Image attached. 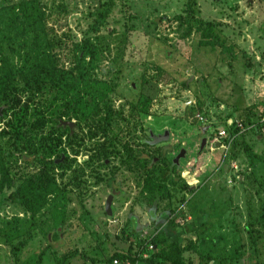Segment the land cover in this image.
I'll return each instance as SVG.
<instances>
[{
  "label": "rangeland",
  "instance_id": "obj_1",
  "mask_svg": "<svg viewBox=\"0 0 264 264\" xmlns=\"http://www.w3.org/2000/svg\"><path fill=\"white\" fill-rule=\"evenodd\" d=\"M1 9L18 24L0 35L12 72L0 86V264H106L162 231L174 241L159 240L158 263L181 253L186 264H264V0ZM31 37L33 53L55 58L41 75L24 67ZM222 130L231 141L216 142ZM40 173L59 193L47 207L13 202Z\"/></svg>",
  "mask_w": 264,
  "mask_h": 264
},
{
  "label": "trees",
  "instance_id": "obj_2",
  "mask_svg": "<svg viewBox=\"0 0 264 264\" xmlns=\"http://www.w3.org/2000/svg\"><path fill=\"white\" fill-rule=\"evenodd\" d=\"M20 14H18L19 19H30V16L28 15V11L26 9H20ZM14 25L16 26L18 24V20H15L12 17L11 12H9L7 9H1L0 10V35H1V27L2 25ZM13 30H18L16 27L12 28ZM17 31L15 32V37L11 38L12 40H16ZM32 39V40H31ZM30 43H26L29 45V51L30 54L26 55V61L24 64V67L29 68L30 70L38 69V74H43V71H48L49 69H52V67L55 66V58L54 56H50L48 54H43V52L33 53L32 47L36 48L37 43V37H31ZM40 40V39H38ZM223 52H231V49L227 46H221ZM8 55L5 52V49L2 45V39H0V86H4L6 82L11 78L12 72L10 70V63L8 62ZM9 68V69H8ZM16 68V67H15ZM11 80V79H10ZM34 90V88H32ZM35 91V90H34ZM150 100L146 97H142L141 99V108L140 111L143 114L149 113L150 109ZM248 119H246L247 121ZM61 126H63L60 123ZM64 127V126H63ZM214 134V133H213ZM232 135V134H230ZM153 159H149V163L152 162ZM0 162H1V156H0ZM155 162V160H154ZM37 185L30 179L27 180L26 183L22 184L18 188V194H11V198L13 202L18 203L22 206H31L34 201V206L36 211H40L47 207V205L50 202V196L55 195L57 196L59 193L57 191L56 183L51 179V177L46 173H40L37 179ZM261 226H264V201L261 203L258 213V221ZM255 225L252 223L247 225V230L250 232L251 236H254L256 233ZM194 225L189 226L188 230L185 228H179L178 231L181 233H189L193 230ZM165 234H167L165 231L157 233L154 237L150 238L148 241H146L142 247L139 249V254L134 256L130 253L127 254H115L111 258L107 259L106 264H112L114 259H119L124 264H138L140 262H143L144 264H164L158 263L159 260L154 258L155 254L152 255L156 250L158 249V242L160 239L167 237ZM168 235V234H167ZM169 239H173L172 236L168 237ZM174 241V239H173ZM26 241H23L21 246H25ZM152 247V249H151ZM148 254L152 257L149 258ZM147 256V257H145ZM171 263L169 264H186L185 261L182 258L181 253H177L171 260Z\"/></svg>",
  "mask_w": 264,
  "mask_h": 264
},
{
  "label": "water",
  "instance_id": "obj_3",
  "mask_svg": "<svg viewBox=\"0 0 264 264\" xmlns=\"http://www.w3.org/2000/svg\"><path fill=\"white\" fill-rule=\"evenodd\" d=\"M2 111H3V107H1L0 108V116H1V113H2ZM61 124L64 126V127H67V126H69L71 129L73 128V126H74V123H72V122H61ZM168 137V134H167V136H166V138ZM205 140L203 141V143H202V146H201V149H203L204 148V146H205ZM183 156V155H182ZM181 158V156H179L178 158H177V160L179 161V159ZM177 161V162H178ZM119 194V192H117L115 189H113L112 190V193L109 195V197H108V199H107V201H106V204H105V212H106V215L108 216V217H113V214H114V210H113V201H114V198H115V196L116 195H118Z\"/></svg>",
  "mask_w": 264,
  "mask_h": 264
},
{
  "label": "built area",
  "instance_id": "obj_4",
  "mask_svg": "<svg viewBox=\"0 0 264 264\" xmlns=\"http://www.w3.org/2000/svg\"><path fill=\"white\" fill-rule=\"evenodd\" d=\"M260 121L264 122V108H263V110H262V112L260 114ZM232 124H233V122L230 124V126ZM239 127H241V125H238V128ZM223 139L227 140V141H231L232 140L230 134L227 133L226 130H222V131H220V133H218V136L216 137V142H220V140H223ZM222 148H224V146H222ZM233 166H235V165H233ZM151 249H152V247H151ZM112 264H124V263H122L119 259H114Z\"/></svg>",
  "mask_w": 264,
  "mask_h": 264
}]
</instances>
